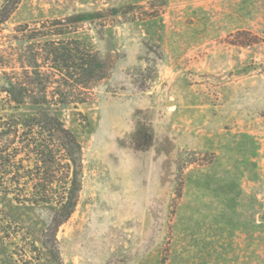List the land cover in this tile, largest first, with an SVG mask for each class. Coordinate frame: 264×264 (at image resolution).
Masks as SVG:
<instances>
[{
    "label": "rangeland",
    "instance_id": "1",
    "mask_svg": "<svg viewBox=\"0 0 264 264\" xmlns=\"http://www.w3.org/2000/svg\"><path fill=\"white\" fill-rule=\"evenodd\" d=\"M69 18L112 68L61 115L79 203L0 187V264H264V0H22L0 45Z\"/></svg>",
    "mask_w": 264,
    "mask_h": 264
},
{
    "label": "trees",
    "instance_id": "2",
    "mask_svg": "<svg viewBox=\"0 0 264 264\" xmlns=\"http://www.w3.org/2000/svg\"><path fill=\"white\" fill-rule=\"evenodd\" d=\"M21 1L0 0V35ZM71 20L28 31L27 52L14 35L0 45V107L13 112L0 116V187L17 203L54 206V232L74 214L84 174L83 147L61 115L88 103L112 69L67 37L78 30Z\"/></svg>",
    "mask_w": 264,
    "mask_h": 264
},
{
    "label": "water",
    "instance_id": "3",
    "mask_svg": "<svg viewBox=\"0 0 264 264\" xmlns=\"http://www.w3.org/2000/svg\"><path fill=\"white\" fill-rule=\"evenodd\" d=\"M172 103H169L168 105H171Z\"/></svg>",
    "mask_w": 264,
    "mask_h": 264
}]
</instances>
